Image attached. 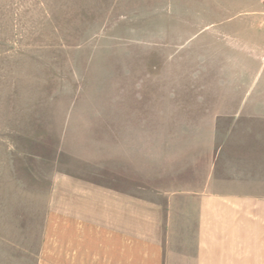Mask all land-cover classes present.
Listing matches in <instances>:
<instances>
[{
    "label": "rangeland",
    "instance_id": "rangeland-1",
    "mask_svg": "<svg viewBox=\"0 0 264 264\" xmlns=\"http://www.w3.org/2000/svg\"><path fill=\"white\" fill-rule=\"evenodd\" d=\"M254 102L264 0H0V240L35 253L51 178L124 131L161 140Z\"/></svg>",
    "mask_w": 264,
    "mask_h": 264
},
{
    "label": "crops",
    "instance_id": "crops-1",
    "mask_svg": "<svg viewBox=\"0 0 264 264\" xmlns=\"http://www.w3.org/2000/svg\"><path fill=\"white\" fill-rule=\"evenodd\" d=\"M225 105L56 172L36 252L0 240V264H264V104Z\"/></svg>",
    "mask_w": 264,
    "mask_h": 264
}]
</instances>
